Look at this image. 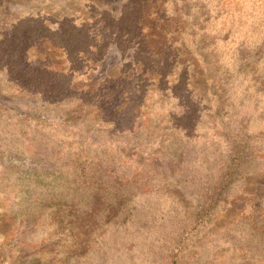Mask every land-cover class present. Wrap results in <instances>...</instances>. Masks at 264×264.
Returning <instances> with one entry per match:
<instances>
[{
    "label": "rangeland",
    "instance_id": "1",
    "mask_svg": "<svg viewBox=\"0 0 264 264\" xmlns=\"http://www.w3.org/2000/svg\"><path fill=\"white\" fill-rule=\"evenodd\" d=\"M262 221L264 0H0V264H264Z\"/></svg>",
    "mask_w": 264,
    "mask_h": 264
},
{
    "label": "trees",
    "instance_id": "2",
    "mask_svg": "<svg viewBox=\"0 0 264 264\" xmlns=\"http://www.w3.org/2000/svg\"><path fill=\"white\" fill-rule=\"evenodd\" d=\"M254 225V224H253ZM260 226V227H259ZM259 227V228H258ZM254 229L257 231V234L259 235V236H261L262 237V239L264 240V221H262V222H259V223H256L255 225H254ZM261 258H262V261L264 262V253H263V255L261 256Z\"/></svg>",
    "mask_w": 264,
    "mask_h": 264
}]
</instances>
